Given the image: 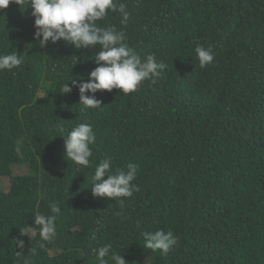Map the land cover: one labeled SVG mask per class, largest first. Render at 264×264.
Listing matches in <instances>:
<instances>
[{
  "label": "trees",
  "instance_id": "1",
  "mask_svg": "<svg viewBox=\"0 0 264 264\" xmlns=\"http://www.w3.org/2000/svg\"><path fill=\"white\" fill-rule=\"evenodd\" d=\"M121 2L128 23L109 11L101 26L168 67L133 93L97 92L102 107L87 111L62 88L88 78L100 49H41L27 3L0 10V54H24L0 71V264H17L16 251L30 264H98L92 250L105 245L129 264H264V0ZM197 45L213 48L210 66ZM80 123L96 135L88 168L65 159L61 137ZM104 158L138 165L139 191L123 203L86 183ZM56 202V238L21 237ZM157 230L178 240L166 255L144 247Z\"/></svg>",
  "mask_w": 264,
  "mask_h": 264
},
{
  "label": "clouds",
  "instance_id": "2",
  "mask_svg": "<svg viewBox=\"0 0 264 264\" xmlns=\"http://www.w3.org/2000/svg\"><path fill=\"white\" fill-rule=\"evenodd\" d=\"M18 5L27 3L31 7L34 17V40L39 41L41 49L46 48L49 42L56 44L65 41L77 50L98 47L99 52L93 57L97 67L89 73L88 78L72 79L62 88L63 94H71L77 88L80 94V103L83 110L99 109L102 102L96 98L99 91L111 92L119 89L127 95L135 92L146 80L153 83L162 77L168 65L157 61L154 54L142 59L135 50L126 43V34L115 26L102 27L100 22L105 21L109 11L118 13L122 17L120 23L127 24L130 13L127 5L121 0H0V10L7 9L11 3ZM29 48L34 45L29 44ZM196 58L200 68L210 66L214 62V52L211 46L197 45ZM24 63V54L13 51L11 54H0V71L19 68ZM71 83L72 87L69 86ZM91 93V95H88ZM60 130L63 131L62 126ZM64 138L65 159L77 166L88 168L93 156L91 145L96 141L93 126L89 123L76 125ZM79 170V167L77 168ZM138 165L129 163L127 170L112 169L110 158H104L94 169L91 177L86 176V183L91 184L94 198H108L119 200L131 198L139 187L133 183L137 177ZM52 215H45L37 211L32 217L34 226L27 224L20 229L21 237H32L39 232L44 242H51L56 238V221L61 213L58 202L51 205ZM144 247L153 251L159 250L168 254L178 243L171 231L157 230L144 233ZM20 249H24L23 239L15 240ZM41 248L45 245L40 244ZM98 264H129L123 255L112 250L111 245H105L92 250ZM35 247L29 249L28 255L35 256ZM19 258L17 264H30L22 252L16 251Z\"/></svg>",
  "mask_w": 264,
  "mask_h": 264
}]
</instances>
